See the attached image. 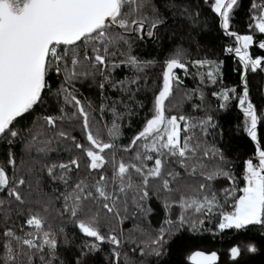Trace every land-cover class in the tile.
I'll use <instances>...</instances> for the list:
<instances>
[{
  "label": "snow or ice",
  "instance_id": "6c2138e0",
  "mask_svg": "<svg viewBox=\"0 0 264 264\" xmlns=\"http://www.w3.org/2000/svg\"><path fill=\"white\" fill-rule=\"evenodd\" d=\"M241 14L249 34L233 27ZM212 26L232 41L221 53L237 60L235 86L222 59L200 53ZM253 46L264 50V0H0V264H166L174 251L176 264H218L216 251L189 249L206 232L243 237L231 264L264 259V94L254 102L249 80L264 53ZM233 106L254 144L239 171L221 124ZM125 128L136 129L126 143ZM44 185L53 196L35 199Z\"/></svg>",
  "mask_w": 264,
  "mask_h": 264
},
{
  "label": "trees",
  "instance_id": "16d2710c",
  "mask_svg": "<svg viewBox=\"0 0 264 264\" xmlns=\"http://www.w3.org/2000/svg\"><path fill=\"white\" fill-rule=\"evenodd\" d=\"M195 3H199V0H194ZM245 3H248V0H245ZM208 15V22L210 25H213V18L210 13ZM236 23L233 25L240 34H249L246 30V18L243 14L236 17ZM257 39H259V33L256 34ZM200 41V53L208 56L209 58H220L224 61V84L227 86H235V82L239 79V73L235 70L237 68V60L232 56L223 55L221 53V46L225 44H231L232 41L223 36L220 30L212 26L210 28H206L204 32L199 37ZM191 54L193 58H199L196 49H191ZM252 55L258 56L264 53V50L258 49L256 46L250 50ZM242 67V66H241ZM162 70L159 67L154 69H149V82L155 87L162 83L161 77ZM250 88L252 90L251 94L253 96L254 102H256L257 98L264 94V74H250ZM199 83V78L196 79L186 78L184 80V87L188 89L196 88ZM219 87V86H217ZM212 86L209 85L204 89V92L207 96V103H209L212 107H216V100L214 97L210 96L209 93L211 91ZM84 95H91L92 99L99 103L98 97L95 93H90V91L85 88L82 89ZM147 104V101H145ZM189 104H185V109L189 108ZM147 115V111L143 113ZM110 114L105 117V120L110 123ZM27 123V121L25 122ZM140 121H136L138 125ZM221 124L225 129V138L229 140L231 149L229 152L230 157L235 156V168L237 171L241 168V160L247 158L253 151L254 144L250 142V139L246 137V134H241L240 126L242 125V113H240L238 107L233 106L230 108V111L227 115L226 119H221ZM235 127L237 129L236 134L232 135L230 129ZM136 129L129 130L127 128L124 129L123 135L125 137L124 142H127V138L131 137L134 134ZM16 151H19V147L17 146ZM5 148L0 146V161L4 159ZM53 192L48 188L47 185H44L41 189H37L33 192V197L35 199H44L47 197H52ZM215 220L212 223H206L205 227L208 229H214ZM153 226H156V221H153ZM125 230L132 227V222L128 221L125 224ZM77 238L79 239V234L77 233ZM243 237H239L236 233H229L226 235L220 236H211L210 233H205L204 237H202L199 241L193 242L189 245L190 251L203 250L206 253H210L211 251H216L219 255L218 264H231L229 260L227 249L233 243V241L242 239ZM107 253V249H105V254ZM187 253L184 255V259H186ZM180 258L179 252H173L166 261V264H176L177 260ZM96 264H104V257L101 255H97ZM255 264H264V259L261 257H256Z\"/></svg>",
  "mask_w": 264,
  "mask_h": 264
},
{
  "label": "water",
  "instance_id": "95a60500",
  "mask_svg": "<svg viewBox=\"0 0 264 264\" xmlns=\"http://www.w3.org/2000/svg\"><path fill=\"white\" fill-rule=\"evenodd\" d=\"M206 254H210V253H206ZM219 261V260H218Z\"/></svg>",
  "mask_w": 264,
  "mask_h": 264
}]
</instances>
